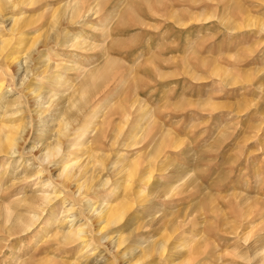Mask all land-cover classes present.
Here are the masks:
<instances>
[{
    "label": "rangeland",
    "instance_id": "rangeland-1",
    "mask_svg": "<svg viewBox=\"0 0 264 264\" xmlns=\"http://www.w3.org/2000/svg\"><path fill=\"white\" fill-rule=\"evenodd\" d=\"M0 48V264H264V0H0Z\"/></svg>",
    "mask_w": 264,
    "mask_h": 264
},
{
    "label": "bare ground",
    "instance_id": "bare-ground-1",
    "mask_svg": "<svg viewBox=\"0 0 264 264\" xmlns=\"http://www.w3.org/2000/svg\"><path fill=\"white\" fill-rule=\"evenodd\" d=\"M79 15H80V14H79ZM79 15H78V16H79ZM73 16H74V15H71L70 17H73ZM78 16H77V17H78ZM71 19H72V18H71ZM8 21H10V20H8ZM16 23L18 24V22H16ZM19 23H20V22H19ZM9 24H10V23H9ZM12 25L14 26L13 22H12ZM13 26H11V27H13ZM11 27H8L9 30L15 32V30H11V29H10ZM14 28H15V27H14ZM12 29H13V28H12ZM20 29H21V28H20ZM20 29H19V30H20ZM18 32H19V31H18ZM18 32H17V33H18ZM15 33H16V32H15ZM18 36H19V35H18ZM21 36H22V35H21ZM5 41H6V40H3V42H5ZM7 41H8V40H7ZM7 41H6V42H7ZM9 41H10V40H9ZM3 42H2V44H5V43H6V42H5V43H3ZM4 46H5V45H3V48H4ZM6 47H7V46H6ZM6 47H5V48H6ZM5 48H4V49H5ZM0 49H1V48H0ZM1 50H2V49H1ZM11 53H12V52H11ZM1 54H2V51H1L0 55H1ZM2 57H3V55H2ZM14 57H15V56H14ZM3 58H4V57H3ZM16 59H18V58L16 57ZM10 60L13 61V57H12V59H9V61H10ZM16 62H18V60H17ZM20 65H21V64H20ZM21 67H22V66H21ZM25 75H26V74H25ZM20 85H21V84H20ZM37 87H38V86H37ZM34 88H35V87H34ZM38 88H40V87H38ZM30 94H31V93H30ZM35 94H36V93H35ZM35 94H34V95H35ZM0 96H2V95H0ZM36 97H38V96H36ZM33 99H34V98H33ZM33 102H34V101H33ZM34 103H35V102H34ZM65 124H66V123H65ZM62 125H63V124H62ZM67 126H68V124H67ZM65 127H66V126H65ZM65 129H67V127H66ZM60 130H61V129H60ZM60 130H59V131H60ZM7 136H8V135H7ZM7 136L4 138V140L7 139ZM66 137H67V136H66ZM1 140H2V139H1ZM4 140H2V142H4ZM7 142H8V149H9L7 152H10L11 154H13L14 151H15V149H14L13 147H14V145H16V138H8V139H7ZM52 145H53V144H52ZM57 146H58V145H57ZM57 146H56V147H57ZM56 147H55V148H52L51 150H49V152L47 151V152H48L47 155H53V156H56V155H54L55 152L59 151V148H56ZM66 150H67V149H66ZM57 155H58V154H57ZM44 159H45V157H44ZM29 164H30V163H29ZM83 167H84V166H83ZM69 178H70V177H69ZM67 180H68V179H67ZM65 182L67 183L66 179H65ZM67 185H68V184H67ZM67 185H66V186H67ZM93 212H94V211H93ZM96 212H97V211H96ZM98 213H99L98 215L102 216V218H104V220L108 221V217H110V216L113 214V210L110 209V208H106V209H105V207H101V208L99 209ZM112 221H113V219H112ZM108 223H109V222H108ZM110 223H111V222H110ZM112 223H114V221H113ZM106 224H107V223H106ZM108 225H109V224H108ZM254 264H255V262H254Z\"/></svg>",
    "mask_w": 264,
    "mask_h": 264
}]
</instances>
